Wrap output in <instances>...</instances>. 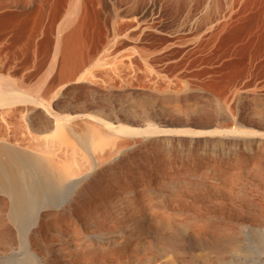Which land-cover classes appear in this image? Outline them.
I'll list each match as a JSON object with an SVG mask.
<instances>
[{"label":"bare ground","instance_id":"obj_1","mask_svg":"<svg viewBox=\"0 0 264 264\" xmlns=\"http://www.w3.org/2000/svg\"><path fill=\"white\" fill-rule=\"evenodd\" d=\"M191 89L224 117H184ZM189 142L264 170V0H0V260L82 221H131L135 246L176 226L141 212L156 177L186 175Z\"/></svg>","mask_w":264,"mask_h":264},{"label":"rangeland","instance_id":"obj_2","mask_svg":"<svg viewBox=\"0 0 264 264\" xmlns=\"http://www.w3.org/2000/svg\"><path fill=\"white\" fill-rule=\"evenodd\" d=\"M184 93L183 100L196 107L184 114L187 119L202 124L224 117L215 110L218 101L209 91L191 89ZM168 115L177 118L179 113ZM195 144H186L189 152L183 179L177 171L171 181L156 177L155 194L141 212L168 209L178 226L138 229L139 237H147V242L135 246L119 243L122 235L131 232V221L117 224L110 219L94 225L82 221L67 225L64 238L46 236L49 241L34 247L37 257L26 247L16 245L11 249L13 254L1 259L0 264H136L141 260L140 264H264V170L237 169L231 161L233 149L229 144L223 153L219 151L221 161L202 160L201 156L213 159L211 150L200 154ZM161 156L164 155L158 154L159 159ZM151 157L154 159V155ZM159 161L156 157L155 162ZM124 211L118 217L126 219L129 213ZM204 220L213 225L206 228L207 235L199 232ZM101 234L107 235L104 249L97 246Z\"/></svg>","mask_w":264,"mask_h":264}]
</instances>
